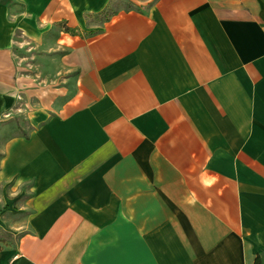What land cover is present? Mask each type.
<instances>
[{"label": "crops", "instance_id": "0c3cea01", "mask_svg": "<svg viewBox=\"0 0 264 264\" xmlns=\"http://www.w3.org/2000/svg\"><path fill=\"white\" fill-rule=\"evenodd\" d=\"M128 2L0 0V264H264V0Z\"/></svg>", "mask_w": 264, "mask_h": 264}, {"label": "rangeland", "instance_id": "374dc122", "mask_svg": "<svg viewBox=\"0 0 264 264\" xmlns=\"http://www.w3.org/2000/svg\"><path fill=\"white\" fill-rule=\"evenodd\" d=\"M116 6L128 7L129 2L116 0ZM45 50L42 47L34 49L26 45L21 48V58H15V65L24 89L34 96L33 99H40L42 103L48 99L61 103L72 92L75 73L65 68L63 58H59L60 52H47L52 58H43Z\"/></svg>", "mask_w": 264, "mask_h": 264}, {"label": "trees", "instance_id": "16d2710c", "mask_svg": "<svg viewBox=\"0 0 264 264\" xmlns=\"http://www.w3.org/2000/svg\"><path fill=\"white\" fill-rule=\"evenodd\" d=\"M101 15H103L105 17V19L109 16L108 15V11L107 12H104V13H101ZM60 27L63 28V30L66 32V33H69L71 35H74L75 34V29H72V28H68L66 26H64L63 24H59ZM253 264H261V261H260V258L259 256H257L255 259H254V263Z\"/></svg>", "mask_w": 264, "mask_h": 264}]
</instances>
